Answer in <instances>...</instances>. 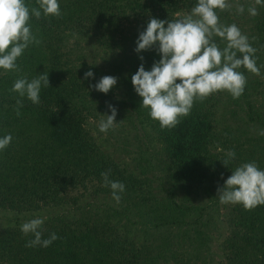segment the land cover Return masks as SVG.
Instances as JSON below:
<instances>
[{"label":"trees","instance_id":"1","mask_svg":"<svg viewBox=\"0 0 264 264\" xmlns=\"http://www.w3.org/2000/svg\"><path fill=\"white\" fill-rule=\"evenodd\" d=\"M140 1L148 3L147 6L140 5ZM181 1L58 0L60 17H45L42 13L37 19L30 15L28 24L41 43L38 46L29 45L18 57L16 63L20 71L0 70V138L8 134L12 136L10 144L0 150V210L15 214L23 211L30 213L36 211L39 205L60 204L66 190L77 192L80 198L86 194L100 197L106 189L101 172L109 169V179L125 180L123 172L84 138L87 134L82 129L83 121L91 117L93 100L105 96L98 91L96 94L90 85L107 74L117 78L115 90L111 89L110 93L114 95L118 91L121 100L115 103L108 96L107 99L112 106L117 104V110L126 112L127 115H123L125 120L130 123L135 121L140 126L142 138L139 139L137 154L144 156V144L147 145L155 135L159 145L154 155L162 163V170L166 166L170 186L163 188L159 183L165 196L157 195L153 199L142 191L143 184H138L136 191L141 197L136 205L141 211L135 217L141 225L140 240L130 237L129 230L123 231L125 235L119 234L106 222L97 226L100 221L93 219L96 208L93 206L91 210H86L81 205L68 214H53L44 220L42 239L48 238L51 233L60 237L47 248L25 247L34 237L32 234L25 236L16 224L1 227L0 264H162L168 260L171 264H196L193 260L198 261V254L193 250H199L207 243L209 220L206 217L211 212L206 213V210L210 203L214 206L218 202L217 194L211 189L216 184L220 186L219 173L237 164L244 153H248L251 159L254 152L253 147L247 148L248 142L244 147V142L226 125L221 131L225 148L217 150L216 112L218 108L222 109V103H227L231 118L236 111L246 110L253 116L248 120L257 121L264 131V114L256 105L257 95H264V91L258 93L261 81L256 75L246 77L248 71L241 67L238 71L246 77V86L238 99H233L227 92H218L216 98L209 96L203 102L197 100L190 114L181 117L175 128L162 130L159 122L148 115L149 110L140 107L142 98L133 86H128L130 67H125L126 59H123L124 63L109 60L105 72L94 67L93 62L85 65L83 61H75L76 66L63 68L66 63L61 61L63 49L64 53L69 52L71 48L68 46L78 48L81 42L104 45L110 50L115 35L125 29L129 13L137 22L138 19L149 21L154 14L161 16V20H175L170 15L180 10ZM24 2L29 9L38 7L36 0ZM246 20L244 23L251 24L246 32L248 42L256 49L254 58L257 67L264 72V10L257 16H248ZM155 55L157 57L158 53ZM141 56L144 58L148 53H141ZM141 62L145 64L144 60ZM148 64L151 70L153 61ZM89 70L93 76L85 79L84 73ZM44 72H48L49 87L41 86L39 104L34 105L26 96L21 98L10 91L18 78L26 76L31 81ZM119 83L123 87L117 90ZM17 99L23 103L19 117L14 111ZM242 135L247 141L246 133L242 132ZM253 143L257 145L254 149L259 150L258 158L254 153L256 159L253 161L264 164L260 160L264 155V139L252 140ZM229 150L235 152V158L225 167L222 160ZM192 187H195L194 193L190 192ZM178 194L181 197L176 202L174 198ZM205 196L210 202L200 206ZM72 199L76 204L77 197ZM224 209L228 233L223 241L226 252L221 264H264V206L245 210L238 204ZM191 212L195 218L188 222L186 217ZM162 231L170 233L171 238L163 237L153 244L156 242L154 235H160Z\"/></svg>","mask_w":264,"mask_h":264},{"label":"clouds","instance_id":"2","mask_svg":"<svg viewBox=\"0 0 264 264\" xmlns=\"http://www.w3.org/2000/svg\"><path fill=\"white\" fill-rule=\"evenodd\" d=\"M38 7L29 9L24 0H0V69L20 71L16 61L31 44L41 43L31 31L28 24L30 15L35 18L60 17L58 0H36ZM256 5L264 0H255ZM228 0H197L190 12L175 20L150 18L144 31L136 40L135 52L155 48L160 59L154 62L151 70H145L143 64L131 76L134 91L142 98L140 107L149 110L148 115L158 121L160 128L171 130L180 123L181 117L190 114L195 101L203 102L217 92H227L233 99H238L244 92L246 77L238 69L245 68L250 73L260 75L254 58L256 49L243 35L238 26L221 24L217 11L231 8ZM237 14L244 12L243 5H237ZM251 16L258 15L256 7H249ZM166 25V26H165ZM225 42L221 49L214 38ZM143 60V56L140 57ZM93 76L92 71L84 73V78ZM179 81V82H177ZM117 83L114 76H104L90 88L107 94ZM49 87L48 72L39 74L31 81L27 77L15 80L11 92L19 97H27L34 105L40 103L41 86ZM23 107L21 99L16 100L14 109L17 117ZM111 115L100 120L98 128L106 133L116 126L117 109L108 105ZM122 121V120H121ZM120 121V122H121ZM264 135V132H261ZM12 141L11 134L0 138V150H4ZM218 151H223L218 148ZM235 158V152L229 150L222 160L225 167ZM111 169L101 172L103 186L111 189L112 199L121 200L120 193L125 185L109 179ZM221 204H240L245 210H252L264 205V170L255 162L241 164L232 170L224 181L223 187L217 189ZM44 218L37 217L21 224L20 231L32 234L25 247L37 246L47 248L59 239L56 233L42 239Z\"/></svg>","mask_w":264,"mask_h":264},{"label":"rangeland","instance_id":"3","mask_svg":"<svg viewBox=\"0 0 264 264\" xmlns=\"http://www.w3.org/2000/svg\"><path fill=\"white\" fill-rule=\"evenodd\" d=\"M181 2L182 3L180 10L170 15L171 19H179L188 14L191 8L197 3V0H182ZM228 3L232 6L229 10H216L220 23L224 25H231L235 23L239 29L241 26V33L243 35H246L247 29L250 28L251 25L249 23H244L247 22L246 19L248 18V16H250L248 13V8L256 7L259 14L260 11L262 12V10H264V4L256 5L255 0H228ZM139 4L145 7L148 3L140 1ZM237 5H243L244 12L242 14H237ZM153 16L157 17L158 19L162 18L161 16H156V14H154ZM128 18L129 19L126 20L127 23L124 25L125 29L115 35L114 45H112V48H110V50L105 49L104 45H102L101 47L97 44L91 45L88 42H81L78 48H72L68 46L67 48H71V51L64 53L65 50H62L64 56L61 61H64L66 63V66L63 64L62 67H74L76 66V62L81 63L82 61L85 62V65L93 62L94 67H99L103 72H105L109 60L113 59L114 62L123 61L124 63L123 59H126L127 62L124 63V65H126L125 67L128 69L130 67L128 74L130 75L129 77H131L136 73L137 69L142 64L140 59L141 53H148V56H144L143 58L146 64H143V66L145 69L147 68V70H149L148 63L152 61L154 63L160 59L159 54L157 57L155 55L157 52L155 48L149 49L147 51H141L140 53L134 51L136 47L135 42L138 39L139 33L145 30L147 26L146 22L148 21L147 19H138L137 22V20L133 18L132 13H129ZM214 39L221 49L225 46V42H223L222 40H218L217 38ZM151 56H153V58L151 61H149ZM260 74L261 76L256 75V77H258V79L261 81V85L258 88V93H262L264 91V72L260 71ZM253 75L255 74L248 71L246 77L251 78ZM104 76L112 75L107 74L100 76L99 78H102ZM129 77L127 78L128 86H133L131 80H129ZM115 86L112 88L113 91L115 90ZM122 87L123 86H121L119 83L117 90ZM99 94H103L105 96H103V99L95 98L93 100V103L90 102L92 113L89 115L91 117L83 121L82 129L87 134V136H84V138L96 147L97 152L99 151L104 156L108 157L110 162L114 164L113 166L118 168L117 170L123 172L125 180L122 181V183L125 185V190L124 192L120 193V202L117 203L112 199L111 189L109 187H106L104 193L101 194L100 197H97V194L93 196L91 194H86L84 198H80L78 197L77 192H69L68 190H66L61 196L62 202H60V204H50L46 206L39 205V208L36 211H32L30 213L28 211H23L22 213L15 214L11 211L0 210V228L3 226H13L15 224L16 227L20 228L22 223L37 217L44 218L45 220L46 218L53 216V214H68V212L79 208V206L81 205L84 206L86 210H91L94 206L96 209H94L93 213L96 216L93 219L100 221L97 222V226H99L101 222H106L110 227H115L119 234L122 235L123 231L127 232V230H129L128 235L130 237L135 238V240H140L141 225L139 219L135 217L138 212L141 211V209L137 210V208H139V205L138 207L136 205L139 201V198L141 197L139 192L136 191L137 186L139 183L143 184L142 191L148 193L150 197L153 196V199H156L157 195H161L162 197H164V192L161 191L159 183L162 184L163 188H167L170 186V180L167 178L168 171L166 166L165 169H161L162 163L156 159L158 158V156L154 155V151L159 145V143L155 139V135H152V138L149 139V143L147 145L144 144V148L146 150L144 156L142 155V153L137 154V147L139 145V141L141 140L140 138H142V132L140 130V126L135 121L130 123V121L124 119L123 115H125L126 112L123 109L117 110V115L115 118V122H117V124L114 128L109 129L106 133L99 131L98 124L100 120L106 119V115H111V112L108 108V103L111 104L110 101H114L115 103H117L119 100H121V96L117 95L119 94L118 91H115L114 95H112L110 91L107 94ZM217 94L218 92L210 95V97L212 96L213 98H216ZM134 95L136 96V94ZM106 96L110 97V101ZM257 97L258 102L256 103V105L258 106L259 111L264 114V95H257ZM113 107L117 109V104H115ZM221 107L222 109L218 108L215 117V119L217 120L215 133L219 137V140L216 141L219 144L218 148H225V146L222 145L221 131L226 125L228 127H231L232 129H230V131L244 142V147L248 142L247 148L251 149L253 147L254 152L252 153L251 159L250 157H248V153H244L242 157H240L241 159L238 161V163L234 164L235 166L232 165V167H228L227 169H224L223 172L219 173L218 177L221 184L220 186L216 184L214 189H211V191L213 190L212 192L214 194H217V189L219 187H223L224 181L231 175L232 170H234L241 164L255 162L257 166L261 168V170H264V164H259L257 160L253 161L254 159H256L254 153L257 154L258 158L259 150L254 149L257 145H254V143L252 144V140H258L261 138L264 139V135L261 134V132L264 131L261 130L259 123L257 121L250 122V120H248V117L253 116L248 114L246 110L243 112L236 111L234 113L235 116L231 118L226 108L227 103H224V105L222 103ZM254 111L256 112L255 109ZM242 132H244V134L246 133V136L248 137L247 141L244 139V135H242ZM262 156L263 157H261L260 160L261 162H264V155ZM156 165L158 166L157 168H155ZM169 170L171 171V169ZM194 188L195 187H192L190 192L194 193ZM190 196L191 198L193 197L192 195ZM73 197H77L78 199L76 204H73L72 202ZM180 197L181 194H178L174 198V200L177 202ZM149 198H146L147 201L152 202L150 201L151 198ZM199 200H202V198H200ZM209 202L210 201H208L207 198L203 199L200 203V206H205V204H208ZM216 203L217 204L214 206H212V204L210 203L209 207L206 210V213L207 211L211 212V215H207L206 217L209 220L207 222V232L205 231L207 235V243H204L203 247H201L199 250L192 249L193 252H196L198 254V261L193 260L196 264H202L203 261L204 264H221L224 261V254L226 252V249L224 247L223 241L227 237L228 233V223L226 222V217L224 216V208H226L227 206H230V208L232 206L236 207L238 204H221L219 202V199ZM263 206L264 205H258L257 207L259 208ZM194 218L195 215L191 212L190 216L186 217V221L192 222ZM203 218L204 217L202 216L201 219L203 220ZM125 232L123 233V235H125ZM154 236L156 238V242H154L153 244L157 243L159 239L162 240L163 237L164 239L171 238L170 233H166L163 231L160 235L155 234ZM168 263L171 264V261L168 260L167 263L162 264Z\"/></svg>","mask_w":264,"mask_h":264}]
</instances>
